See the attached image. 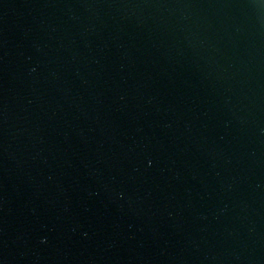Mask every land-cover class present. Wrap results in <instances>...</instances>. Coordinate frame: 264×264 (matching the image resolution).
<instances>
[{"label":"water","instance_id":"obj_1","mask_svg":"<svg viewBox=\"0 0 264 264\" xmlns=\"http://www.w3.org/2000/svg\"><path fill=\"white\" fill-rule=\"evenodd\" d=\"M0 264H264V0H0Z\"/></svg>","mask_w":264,"mask_h":264}]
</instances>
